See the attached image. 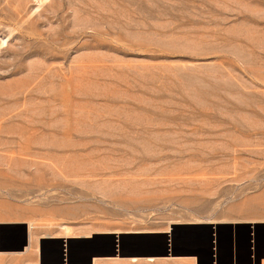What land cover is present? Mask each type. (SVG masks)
I'll list each match as a JSON object with an SVG mask.
<instances>
[{"label": "rangeland", "instance_id": "obj_1", "mask_svg": "<svg viewBox=\"0 0 264 264\" xmlns=\"http://www.w3.org/2000/svg\"><path fill=\"white\" fill-rule=\"evenodd\" d=\"M63 227L264 264V0H0V264Z\"/></svg>", "mask_w": 264, "mask_h": 264}, {"label": "crops", "instance_id": "obj_2", "mask_svg": "<svg viewBox=\"0 0 264 264\" xmlns=\"http://www.w3.org/2000/svg\"><path fill=\"white\" fill-rule=\"evenodd\" d=\"M46 238V237H45ZM93 236H73L67 241L61 237L46 238V247L41 248L36 264H131L127 259L117 258L121 254L120 244L115 243L116 240L112 237L106 240L105 252L94 245L93 240H88ZM27 243V240H26ZM167 250H170L168 248ZM51 248V249H50ZM48 249L49 253H48ZM228 249V244L225 245V251ZM102 251V252H101ZM51 252V253H50ZM121 256V255H120ZM130 256V255H124ZM149 256V255H143ZM149 259V258H147ZM147 259L137 262L136 264H163L162 260L147 261ZM208 257L201 258L199 264H209ZM194 264H196V257Z\"/></svg>", "mask_w": 264, "mask_h": 264}, {"label": "bare ground", "instance_id": "obj_3", "mask_svg": "<svg viewBox=\"0 0 264 264\" xmlns=\"http://www.w3.org/2000/svg\"><path fill=\"white\" fill-rule=\"evenodd\" d=\"M217 224V223H216ZM34 228H35V226H34V224L33 223H30V224H28V236H29V246L25 249V252H27L28 250H30L32 247H33V244H34V239H35V237H34ZM64 231H65V234H66V237H67V239H69L70 237L69 236H67V227H63L62 228ZM69 230V229H68ZM70 233V232H69ZM64 234V235H65ZM24 252V253H25ZM152 257H150L149 259H147V261H155V260H157V259H151ZM121 259H125V258H121ZM172 259H176V258H172ZM171 259V260H172ZM180 259V258H179ZM182 259V258H181ZM120 260V259H119ZM129 261L130 262H140V261H143V259H137V257H133V258H131V259H129ZM163 261V260H162Z\"/></svg>", "mask_w": 264, "mask_h": 264}]
</instances>
